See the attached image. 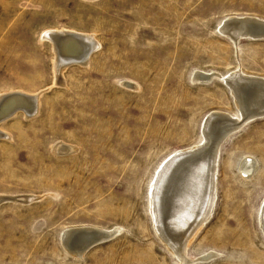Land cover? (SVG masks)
Segmentation results:
<instances>
[{
  "label": "rangeland",
  "instance_id": "rangeland-1",
  "mask_svg": "<svg viewBox=\"0 0 264 264\" xmlns=\"http://www.w3.org/2000/svg\"><path fill=\"white\" fill-rule=\"evenodd\" d=\"M232 16L264 20V0H0V94L40 102L35 117L0 124V197H29L0 202V264H183L154 229L149 190L173 152L201 141L207 115L238 112L220 76L264 79V39L234 44L219 30ZM50 30L97 42L61 84ZM201 72L213 76L195 81ZM263 203L264 117L222 141L213 213L186 260L264 264ZM80 226L118 230L79 259L60 236Z\"/></svg>",
  "mask_w": 264,
  "mask_h": 264
},
{
  "label": "bare ground",
  "instance_id": "bare-ground-1",
  "mask_svg": "<svg viewBox=\"0 0 264 264\" xmlns=\"http://www.w3.org/2000/svg\"><path fill=\"white\" fill-rule=\"evenodd\" d=\"M234 19L238 21L231 23L230 20ZM227 20L228 23L219 29L226 37L229 31V33L238 34L253 28L259 29L256 21L264 22L262 19L248 16H232ZM42 37L52 45L55 54L56 84L62 83L61 76L66 67L74 63L85 65L97 48V42L95 43L92 35L74 31L50 30L43 33ZM240 71L238 69L225 77H219L223 79L226 86L228 85L235 100L238 112L232 115L233 120L221 112L207 115L201 131V141L195 146L173 152L160 166L149 190V210L154 229L163 244L183 264H190L184 256L186 247L196 232L209 222L213 213L220 140L227 139L231 132L234 133L240 129L248 116L264 112V79L246 76ZM211 76H213L212 73L201 72L193 79L204 82L209 81ZM38 99V94H26L21 91L0 94V124L8 121L18 112H21L26 119L35 117L40 108ZM8 138V135L0 129V139ZM71 150V147L58 145L54 152L64 154ZM255 169L254 159L245 158L240 163L239 172L243 177L251 178ZM27 196L0 197V202L9 200L20 201L22 204L29 201ZM166 211L168 226L163 223ZM259 217V224L264 234V203ZM117 230L118 228L104 229L90 226L67 228L62 232V237L60 236L62 247L68 254L80 259L96 244L94 243L96 240L107 236L113 237ZM101 243L104 242L98 244ZM211 256L214 255L206 254L202 259L207 260Z\"/></svg>",
  "mask_w": 264,
  "mask_h": 264
},
{
  "label": "water",
  "instance_id": "water-1",
  "mask_svg": "<svg viewBox=\"0 0 264 264\" xmlns=\"http://www.w3.org/2000/svg\"><path fill=\"white\" fill-rule=\"evenodd\" d=\"M235 21H238V20H236V19H234V20H230V22L231 23H233V22ZM226 23H228V20H226L225 22H224V25L222 26V27H224L225 26V24ZM256 23H258V25H259V29H254L253 28V30H249V31H247V32H245V31H243V32H240V33H238V34H232V33H229L228 32V34H226V35H228V37H229V39L234 43V44H237L240 40H242V39H251V40H260V39H264V30L263 31H260L261 29H264V22H261V21H256ZM228 26H230L231 24H227ZM253 25V24H252ZM225 81L227 82L228 81V76L226 77V79H225ZM254 80L252 79V82H253ZM264 82V81H263ZM262 117H264V112H261V113H255V114H253V115H250V116H248L247 117V119L244 121V122H247V121H252V120H254V119H259V118H262ZM207 120V119H206ZM243 120H244V118H243ZM224 140V138H222L221 140H220V145H219V148H220V146H221V144H222V141ZM168 219H167V211H166V216L164 217V220H163V223H165V225L167 224V226L169 225L168 224ZM112 237L111 236H107V237H105L104 239H101V240H96L94 243H96L95 245H97L98 243H100V242H105V241H108V240H110ZM94 245V246H95Z\"/></svg>",
  "mask_w": 264,
  "mask_h": 264
}]
</instances>
